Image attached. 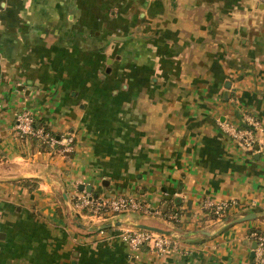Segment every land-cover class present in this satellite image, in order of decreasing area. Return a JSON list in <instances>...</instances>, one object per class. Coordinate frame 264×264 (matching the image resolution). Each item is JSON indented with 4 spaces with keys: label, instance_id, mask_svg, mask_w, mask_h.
<instances>
[{
    "label": "crops",
    "instance_id": "1",
    "mask_svg": "<svg viewBox=\"0 0 264 264\" xmlns=\"http://www.w3.org/2000/svg\"><path fill=\"white\" fill-rule=\"evenodd\" d=\"M20 110L71 147L17 135ZM246 114L251 149L218 124ZM80 183L164 227L218 226L205 198L264 210V0H0V264H253L264 218L158 254L119 236L129 224L76 226L62 186L82 221H102L74 207Z\"/></svg>",
    "mask_w": 264,
    "mask_h": 264
},
{
    "label": "built area",
    "instance_id": "2",
    "mask_svg": "<svg viewBox=\"0 0 264 264\" xmlns=\"http://www.w3.org/2000/svg\"><path fill=\"white\" fill-rule=\"evenodd\" d=\"M242 119L245 123L243 125H235L225 119L218 120V124L233 140H236L245 148L251 149L254 142L253 133L259 127V121L249 114L244 115ZM13 130L17 135L36 136L47 144H65L67 149L71 147L69 144L73 141L71 134L62 137L56 136L43 125H36L35 117L29 110H20L15 113ZM202 205L213 213L215 216L212 218L213 220L221 221L231 210L241 207L242 203L232 197L217 201L205 198ZM74 207L81 212L83 211L89 218H95L96 220H103L124 211L149 210L147 205L131 196L117 195L110 198H100L91 196L89 192L77 195L74 199ZM174 216L176 215H170L172 218ZM180 216L175 218L180 219ZM118 234L133 249L146 244L158 254H165L170 251H177L180 247L179 237L153 230L128 227L120 230ZM248 237L254 241L252 248L253 264H264V229L252 228L248 232Z\"/></svg>",
    "mask_w": 264,
    "mask_h": 264
},
{
    "label": "water",
    "instance_id": "3",
    "mask_svg": "<svg viewBox=\"0 0 264 264\" xmlns=\"http://www.w3.org/2000/svg\"><path fill=\"white\" fill-rule=\"evenodd\" d=\"M78 187L80 189H84L87 192L91 193V196H94V197L97 196V192L92 191V186L90 184L80 183ZM61 189H62L61 191L62 201L65 207H68L70 209L73 215L74 224L87 231L96 232V231L104 230L106 228H111V227H115V226H119L123 224H129L136 228L153 230V231H157V232L164 233L167 235L176 236L179 238H187L193 235H203L207 237V236H211L216 233H219L226 226L232 223L241 222V221L249 220L252 218H258V217L264 218V210L260 209V210H250V211L243 212V213H235V214L233 213V214L226 215L223 218L222 222L214 228H208V227L184 228V227L169 224V223H165L166 227H164V226L149 224V223L142 222L139 220H134L132 217H114V218H108V219L102 220L98 223H90V222L82 221L80 219L81 216L79 212L77 211L73 212V208L71 207V204L68 200V196L63 186L61 187ZM253 246H254V241H252L250 244V247H251L250 255H253V252H252Z\"/></svg>",
    "mask_w": 264,
    "mask_h": 264
},
{
    "label": "trees",
    "instance_id": "4",
    "mask_svg": "<svg viewBox=\"0 0 264 264\" xmlns=\"http://www.w3.org/2000/svg\"><path fill=\"white\" fill-rule=\"evenodd\" d=\"M35 124L36 125H43L47 130H48V128L43 124V123H41V122H39V121H36L35 120ZM241 125V124H240ZM55 135V134H54ZM29 137H33V138H36V139H38L40 142H42L43 144L44 143H46V142H43L42 140H40L39 138H37L36 136H32V135H29ZM207 212H208V210H207ZM162 215H164L165 217H169V219L172 221V222H174V223H176V224H179L178 223V221H179V219H176L175 217H178V216H180L181 215V213L178 211V210H174V209H172L171 207H168L166 210H163L162 211V213H161ZM176 215V216H174L173 218L172 217H170V215ZM205 217H209V218H214L215 216L213 215V213L211 212V211H209L208 212V214L205 216ZM112 228H106V229H104V230H111Z\"/></svg>",
    "mask_w": 264,
    "mask_h": 264
},
{
    "label": "rangeland",
    "instance_id": "5",
    "mask_svg": "<svg viewBox=\"0 0 264 264\" xmlns=\"http://www.w3.org/2000/svg\"><path fill=\"white\" fill-rule=\"evenodd\" d=\"M142 212V213H141ZM141 212L137 211V210H130V211H124V212H121V215L122 216H130L132 217L134 220H145V218H143V215H148V214H151L153 213V215H156L159 214L158 211L156 210H148V209H145V210H142ZM219 222V221H218ZM215 225H211V227H215ZM128 227H132V226H129V225H123V227L121 226V228H128Z\"/></svg>",
    "mask_w": 264,
    "mask_h": 264
}]
</instances>
